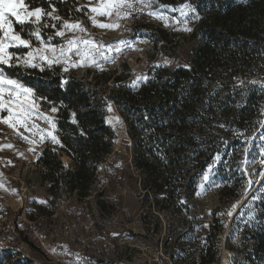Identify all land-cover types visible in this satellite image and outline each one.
<instances>
[{
    "label": "trees",
    "instance_id": "trees-1",
    "mask_svg": "<svg viewBox=\"0 0 264 264\" xmlns=\"http://www.w3.org/2000/svg\"><path fill=\"white\" fill-rule=\"evenodd\" d=\"M156 1L191 6L195 22L190 38L196 39V44L187 59L178 57L175 48L184 36L156 28L148 36L154 47L160 41L159 52L164 55L158 64L148 68L146 81L131 85L125 80L131 76L130 67L119 55L124 73L114 76L118 87L108 98L125 123L130 156L141 174L140 186L164 194L158 205L163 208L174 197L193 192L201 171L217 154L238 167L240 148L257 126L264 102V85L257 82L264 71V0ZM25 2L45 11L54 6L64 19L87 11L84 6L78 7V0ZM8 71L17 73L25 85L35 89L42 105L58 110L59 150L71 159L74 168H65L57 152L44 149L37 163L43 167L41 180L49 182L46 189L56 193L65 187L86 195L98 163L113 146L112 129L105 124V98L75 75H61L58 68ZM62 80L67 81L63 87ZM219 132L226 137L220 138ZM200 134H207L201 143ZM188 158L192 164L183 166ZM109 168L121 181L130 174L113 164ZM259 208L262 223L255 232L254 259L264 256V189ZM204 257L199 264H204Z\"/></svg>",
    "mask_w": 264,
    "mask_h": 264
},
{
    "label": "rangeland",
    "instance_id": "rangeland-1",
    "mask_svg": "<svg viewBox=\"0 0 264 264\" xmlns=\"http://www.w3.org/2000/svg\"><path fill=\"white\" fill-rule=\"evenodd\" d=\"M78 1L80 2L78 7L84 6L87 11L76 18H62L57 14L54 6L46 12L52 11L54 7L55 15L60 17L61 21L80 23L86 29L85 32L65 30L64 37H55V31L63 29L60 27V22L47 17L42 18L39 26L45 42L53 44L57 49L61 46L66 47L69 39L81 37L91 39L106 49L105 55L108 59L97 57L96 64H92L89 60L84 66L69 67L67 72L63 71L62 65H54L51 68H58L63 76L75 75L90 90L105 98V124L111 127L114 136L113 161L110 164L130 173L123 181L111 175L107 179L108 190L113 201L125 211L129 227H133L135 221H138L140 217L138 213L142 209L141 216L153 228L143 235L139 232L135 233V236L133 234L129 249L131 257L133 259L143 257L149 259L152 264L157 257L159 264L162 260L166 264H199L202 255L205 256L204 264H264V256L254 259L255 232L262 223L259 204L260 194L264 189V102L257 126L247 135L240 148L237 169L227 159L223 160L222 154L219 153L201 171L193 192L176 196L168 206L157 209L159 202L164 200V194L141 188V174L135 169L130 150L125 146L128 135L125 123L118 107L108 95L111 90L118 87L114 82V76L124 73L119 55L126 59L131 70V76L127 77L126 81L129 80L131 85L137 86L146 81L148 68L158 64L159 58L164 55L163 52H159L160 41L154 47L148 36L155 33L156 28L181 33L184 39L175 48L174 55L187 59L196 44V39L190 38L195 22L193 10L184 8L186 4L183 3L172 6L153 0L148 6L141 0H129L133 7L121 9L119 17L115 9L111 16H101L91 13L90 9L98 6L102 0ZM29 8L31 10L33 7ZM182 11L185 14H182ZM160 16L165 19H160ZM92 18L98 24L112 23L118 26L112 29L101 28L92 24ZM53 24L56 25L55 28L44 27ZM18 27L19 29L16 30L21 31V26ZM24 28L31 30L34 26L29 24ZM49 36H53L51 41H48ZM24 38L28 36L25 34ZM122 40L127 43L120 44ZM33 43L35 46L39 45L34 38ZM108 46H112L111 51H107ZM117 47L119 51H116ZM10 51L23 54L28 49L19 48ZM69 56L72 61L80 60L75 52L69 53ZM172 57L173 55L170 59ZM139 77L142 79H138ZM257 82L264 85V71L261 72ZM36 102L42 113L33 117L32 122L37 125V129L26 131L0 122V252L6 250L13 252L19 249L26 253L27 250L21 243L24 236H28V240L35 243L32 236L26 232L29 216L33 218L36 216V226L52 235L56 234L60 237V230L63 229L61 212L65 209L59 210L50 218L46 215L50 210L55 211L57 206L63 204L67 195L46 189L49 182L40 179L39 171L42 165L38 166L37 162L44 149H50L57 152L58 159L65 168H74V166L71 159L64 153L61 154L59 150L62 143L57 132V112L52 113L53 106L42 105L41 98L37 96ZM109 107L111 111L108 110ZM0 116L6 117L7 112L0 113ZM45 116L55 120V131L45 121ZM49 131H53L59 143L53 142L47 136ZM197 132L195 130V135L198 134ZM42 135L45 137L43 140ZM218 135L220 138L226 137L223 132H219ZM24 136L28 139H24ZM199 136L201 143L207 134ZM191 164L192 160L188 158L183 166ZM165 166L170 167V164L165 162ZM98 168L100 163L97 165V172ZM205 175L208 176L207 181L203 179ZM101 183L98 180L94 188H99ZM103 183L105 184L106 181ZM66 190L67 188L63 187L61 191ZM137 193L141 194L142 198L139 199ZM242 194H245L244 200L235 205L237 198ZM229 212L231 215L228 214ZM16 228L21 231L20 237L15 234ZM73 228L72 225V231H76ZM28 254L32 255L30 251ZM38 264H56V262L48 260Z\"/></svg>",
    "mask_w": 264,
    "mask_h": 264
},
{
    "label": "snow or ice",
    "instance_id": "snow-or-ice-1",
    "mask_svg": "<svg viewBox=\"0 0 264 264\" xmlns=\"http://www.w3.org/2000/svg\"><path fill=\"white\" fill-rule=\"evenodd\" d=\"M141 2L150 6L153 0H141ZM49 3H51V0H49ZM132 7L133 5L129 0H102L98 6L91 7L90 12L101 16H111L115 9L117 17H119L121 9H131ZM183 7L191 9L190 5H184ZM82 10L77 9V11ZM151 14L157 15V13ZM182 14L185 13L182 11ZM44 17L60 22V27L63 30H56L54 33L55 37H64L65 30L86 31L80 23L61 21L60 17L55 15L54 7L52 11L48 12L42 7H34L30 10L29 4L25 3V0H0V113L7 112L6 117L0 116V122L14 128H23L26 131L37 129V125L32 122L33 117L34 115H42L40 107L36 102V90L25 85L17 73L10 72L8 69H38L44 71L46 67L51 68L54 65H62L63 71L67 72L69 67L84 66L89 60L92 64H96L97 57L105 60L108 59L105 55V47L98 45L91 39L83 37L69 39L66 42V47L61 46L59 49L53 44L45 42L39 26V22ZM159 18L165 19L162 16ZM91 22L93 25L105 29H112L118 26L112 23L98 24L94 18L91 19ZM29 24L33 25L34 28L26 30L24 26ZM15 25L21 26L22 30L17 31ZM44 27L55 28L56 25H44ZM25 34L28 38H24ZM33 38L39 42L38 46L34 45ZM52 39L53 36L48 37V41ZM119 43L125 44L127 41L122 40ZM19 48H25L28 51L23 54L10 51V49ZM111 50L112 46H108L107 51ZM58 51L59 54H57ZM116 51H119L118 47ZM72 52H75L80 57L79 61H72L70 59L69 53ZM138 79H142V77ZM66 83V80H62L61 87ZM108 110L111 111V107ZM57 111L55 106L51 108L52 113H56ZM44 119L55 131V120L47 116ZM75 122L73 120V123ZM53 131H49L47 136L53 142L59 143ZM23 138L28 139L26 136ZM44 138L42 135L41 139L43 140ZM203 179L207 181L208 176L205 175ZM228 214L231 215L230 212Z\"/></svg>",
    "mask_w": 264,
    "mask_h": 264
},
{
    "label": "built area",
    "instance_id": "built-area-1",
    "mask_svg": "<svg viewBox=\"0 0 264 264\" xmlns=\"http://www.w3.org/2000/svg\"><path fill=\"white\" fill-rule=\"evenodd\" d=\"M161 62V60H160ZM125 146L130 150L131 141L126 135ZM113 151L105 156L100 163V168L96 178L90 185L89 192L81 195L77 189L66 190L59 194H66L64 203L57 206L55 211H51L46 217H52L59 210L63 229L60 230V237L56 234L47 233L42 228L36 226L37 221L33 216H29V222L26 229L28 235L32 236L35 243L28 240V236L21 239L22 250L0 252V264H38V262H47L49 260L56 264H152L149 259L138 257L133 259L129 252L133 234H145L153 230L143 216L142 209L138 221H135L133 227L128 226V219L125 211L113 201L111 193L108 190L107 179L111 177L112 170L108 165L113 161ZM40 166L39 163H37ZM42 169V167L40 166ZM41 169L40 179H41ZM100 180L102 183L95 189L94 184ZM58 194V195H59ZM140 199L142 195L137 193ZM160 210V208L157 207ZM73 229L76 231H72ZM15 234L20 237L21 231L16 228ZM32 255H29L28 252ZM38 258H36V257ZM137 260L136 262H134ZM153 264L158 263L157 259ZM161 264H166L162 260Z\"/></svg>",
    "mask_w": 264,
    "mask_h": 264
},
{
    "label": "bare ground",
    "instance_id": "bare-ground-1",
    "mask_svg": "<svg viewBox=\"0 0 264 264\" xmlns=\"http://www.w3.org/2000/svg\"><path fill=\"white\" fill-rule=\"evenodd\" d=\"M245 194H242L241 196H239L235 202V205H237L238 203H241L242 200H244Z\"/></svg>",
    "mask_w": 264,
    "mask_h": 264
},
{
    "label": "water",
    "instance_id": "water-1",
    "mask_svg": "<svg viewBox=\"0 0 264 264\" xmlns=\"http://www.w3.org/2000/svg\"><path fill=\"white\" fill-rule=\"evenodd\" d=\"M172 61H173V59H172ZM178 62V61H177Z\"/></svg>",
    "mask_w": 264,
    "mask_h": 264
}]
</instances>
